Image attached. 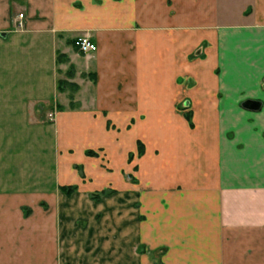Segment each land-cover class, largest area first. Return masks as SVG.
I'll return each instance as SVG.
<instances>
[{
  "label": "crops",
  "instance_id": "0c3cea01",
  "mask_svg": "<svg viewBox=\"0 0 264 264\" xmlns=\"http://www.w3.org/2000/svg\"><path fill=\"white\" fill-rule=\"evenodd\" d=\"M263 78L264 0H0V264H264Z\"/></svg>",
  "mask_w": 264,
  "mask_h": 264
},
{
  "label": "trees",
  "instance_id": "16d2710c",
  "mask_svg": "<svg viewBox=\"0 0 264 264\" xmlns=\"http://www.w3.org/2000/svg\"><path fill=\"white\" fill-rule=\"evenodd\" d=\"M61 82H64V81H62V80H57V88H58V89H61V86L59 85V83H61ZM72 85H73V86H72L73 88L76 87V85H74L73 83H72ZM69 105H70V104H69ZM57 107H58V108H61V105L58 104ZM184 117H185V119L187 120V122L189 123V125H192L191 120H190V114H189L188 111L184 112ZM142 150H143V145H142V143L138 140V141H137V150H136V151H137V154H140V153L142 152ZM85 153H86V154H91V155H92V154H94L95 152H94L93 150H91V149H86V150H85ZM128 158H130V153H129ZM58 188H59L61 191H63L65 194L68 195V194H70L73 190H75L76 185H75V184H64V185H59ZM109 192H111L110 189L105 188V189H100V190H98V191H92L91 193H89V196H90L92 199L97 200L101 195L106 194V193H109Z\"/></svg>",
  "mask_w": 264,
  "mask_h": 264
},
{
  "label": "built area",
  "instance_id": "2783aa9c",
  "mask_svg": "<svg viewBox=\"0 0 264 264\" xmlns=\"http://www.w3.org/2000/svg\"><path fill=\"white\" fill-rule=\"evenodd\" d=\"M17 16L21 17L22 13L18 12ZM73 44L79 51H82V52L92 51L96 48L95 43L89 39L88 35H77L73 39ZM46 115L50 119L53 116V112L48 111Z\"/></svg>",
  "mask_w": 264,
  "mask_h": 264
},
{
  "label": "rangeland",
  "instance_id": "374dc122",
  "mask_svg": "<svg viewBox=\"0 0 264 264\" xmlns=\"http://www.w3.org/2000/svg\"><path fill=\"white\" fill-rule=\"evenodd\" d=\"M68 67L71 68V65H69ZM67 71H69V70H67ZM67 76H70V75H67ZM59 80H60V79H59ZM62 81H64V82L59 83V85L61 86V90L65 91V93H66V95H67V98H68V103H67V104L72 105V100H71V98H72V92H73L74 90H76V88H77V84H76L75 82L69 81V80H67V79H62ZM263 81H264V78H263ZM72 83H73L74 85H76L75 88L72 87V86H73ZM87 187H88V186H86V188H87ZM85 191H86V190H85ZM111 214H112V212H111Z\"/></svg>",
  "mask_w": 264,
  "mask_h": 264
},
{
  "label": "water",
  "instance_id": "95a60500",
  "mask_svg": "<svg viewBox=\"0 0 264 264\" xmlns=\"http://www.w3.org/2000/svg\"><path fill=\"white\" fill-rule=\"evenodd\" d=\"M245 106L247 107H256L258 105V101L257 100H253V99H246L244 101Z\"/></svg>",
  "mask_w": 264,
  "mask_h": 264
}]
</instances>
